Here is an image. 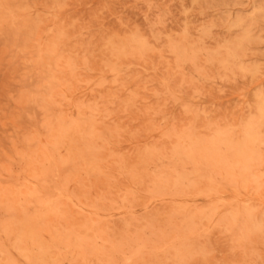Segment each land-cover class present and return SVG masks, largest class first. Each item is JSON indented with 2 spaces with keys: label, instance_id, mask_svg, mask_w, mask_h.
<instances>
[{
  "label": "rangeland",
  "instance_id": "374dc122",
  "mask_svg": "<svg viewBox=\"0 0 264 264\" xmlns=\"http://www.w3.org/2000/svg\"><path fill=\"white\" fill-rule=\"evenodd\" d=\"M0 264H264V0H0Z\"/></svg>",
  "mask_w": 264,
  "mask_h": 264
}]
</instances>
